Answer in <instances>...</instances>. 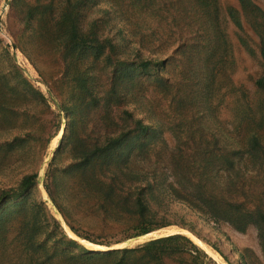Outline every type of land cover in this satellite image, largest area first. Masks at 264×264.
<instances>
[{"label": "rangeland", "instance_id": "374dc122", "mask_svg": "<svg viewBox=\"0 0 264 264\" xmlns=\"http://www.w3.org/2000/svg\"><path fill=\"white\" fill-rule=\"evenodd\" d=\"M202 3L0 0V91L15 111L3 120L8 131H0V264H65L61 247L88 257L174 234L202 249L174 240L183 248L177 264L180 257L192 259L187 264H264V156L255 158L264 153V0H210L228 36L227 58L195 106L182 90H164L166 78H180L188 46L206 33L211 18ZM239 33L253 41V53ZM59 34L86 45L61 49ZM67 60L94 74L100 87L92 95L65 81ZM76 102L84 103L80 112ZM70 120L73 128L63 132ZM198 180L214 194L207 202ZM112 190L120 198L143 195L135 214L154 229L134 236L132 212L105 207ZM54 218L77 243L60 229L53 239Z\"/></svg>", "mask_w": 264, "mask_h": 264}, {"label": "trees", "instance_id": "16d2710c", "mask_svg": "<svg viewBox=\"0 0 264 264\" xmlns=\"http://www.w3.org/2000/svg\"><path fill=\"white\" fill-rule=\"evenodd\" d=\"M202 8L203 12L207 14L211 19H208L207 25L203 28V30L206 32L205 34L201 35L199 39L196 41H193L191 45L188 46V52H187V58L182 61V67L183 71L180 73V78L178 80H173L170 76L169 78H166L165 82L169 81V84H166L165 90L168 91L169 88H173L176 91H183L186 93V95L189 97V101H192L195 106H198L199 104L205 102L206 98V92L207 88H209L210 84H212V81L215 79L216 74L219 71H222L223 63L225 62L227 58V51H226V44L224 43V40L228 36L222 35L220 23L218 20V14L213 9V6L210 5V0H202ZM138 30L136 33H134L135 37L137 39L142 40L141 37L138 38ZM213 36H212V35ZM259 36L261 37V44H262V51L261 54L264 57V32L259 31ZM142 37H144L145 40H148L147 37L142 33ZM66 36L64 34H59L58 37L54 40L57 42L58 46L63 48H69L72 45H77L76 42H65L64 39ZM91 42L94 39H90ZM239 40L241 43L247 48L248 53H253V49L250 46L249 43H253L249 37L245 36V33H239ZM213 43V44H212ZM94 43H91V45ZM86 45V43H79L77 46L79 47V50L83 48ZM209 45V48H208ZM214 50H211L213 49ZM146 49V48H145ZM140 51L139 49L137 50ZM79 52V51H78ZM35 61V60H34ZM36 62V61H35ZM37 63V62H36ZM41 73L42 69L38 65ZM173 71L175 70V67H173ZM172 73V72H171ZM204 73L205 75L199 77L198 75ZM62 75L65 78V81L67 83H72L73 87L76 90H79L82 93H86L88 95H92L94 93V87H100L99 83L97 82V79H93L94 74L88 73L85 69H82L79 65L78 60H67L65 61L63 67H62ZM194 75V77H193ZM119 81V80H118ZM118 81H116L117 84ZM257 85H262L263 78H258L256 80ZM1 87V83H0ZM181 87H184L183 89ZM0 94H3V91H0ZM229 95L233 97V92H229ZM3 95H0V131L7 132L8 128L6 125L3 124V120L10 116L12 112L9 110L8 106H5L2 104V98ZM77 106V112H80L83 109L84 103L83 102H76ZM91 103V102H90ZM96 111L98 113L107 112L109 110L108 106H96ZM109 113V112H108ZM128 114H131V112L128 111ZM110 119H112L113 124L117 125L119 124V121L115 118L113 115H109ZM244 121L247 123V128H250L253 124V117L246 114L243 115ZM132 122L135 124H138L136 118L133 117L131 119ZM74 123L70 120L67 126V130L70 127V130L73 128ZM245 128H238L237 132L240 133L241 131H244ZM66 130V131H67ZM113 130L106 133V139L105 142L110 141V138L112 136ZM52 136L48 137V140H51ZM260 140L257 138V145L259 144ZM200 146L198 144H195V152H200ZM264 156V153L262 155L255 156L256 159H260ZM200 189V192L203 196V201L207 202L209 201V197L213 196L214 194L211 193L205 186L203 180H198ZM143 195L136 193V196L132 199H128L126 197L120 198L114 197L113 190L112 192L109 191L105 197V207L110 203L111 206L118 207L122 210H130L132 212L131 218L128 220L129 226L128 229H132L133 235H141V234H147L150 231L154 229V227H148V221L145 218V215H139L135 214L136 212H142L144 209V201L145 198ZM126 203V204H125ZM146 203V201H145ZM40 204V203H35ZM42 205V203L40 204ZM131 214V213H130ZM66 217V215H65ZM214 218H219L218 215L214 214ZM68 218V217H67ZM160 225L170 224L171 222H166L164 220L159 221ZM69 223L72 227V229L79 235L83 236L84 238L95 241L92 239L86 232L79 231L71 220H69ZM51 236L55 240V235L58 234L59 230L61 233H63L64 240H66L65 235L68 237L64 229L62 228L60 222L57 220V218L53 219L51 224ZM249 222L241 225V228H249ZM36 235L38 237V233L36 232ZM46 235L49 237V231L46 232ZM181 237L189 239L192 241L188 236H184L182 234H174L167 237H162L155 239L151 242H149L145 246H141L138 248H123V249H117L113 250L111 252H102L97 253L90 256H77L73 253V251L67 247H61L63 251L66 250L65 259L63 260V263L65 264H173L176 262V253L181 252L183 248L177 246L173 243L174 240H177ZM261 244L263 248L264 253V225L261 226ZM69 244L77 243L75 240H69ZM110 243V242H106ZM193 243V241H192ZM193 247L199 248V246L195 243L192 244ZM70 247V245H69ZM59 250L58 247L55 248V252ZM200 251H202L201 248H199ZM68 253V255H67ZM56 254V253H55ZM57 255V254H56ZM189 260L188 258L180 257L179 263L180 264H187ZM250 264L249 262H247ZM37 264V263H36ZM57 264V263H53Z\"/></svg>", "mask_w": 264, "mask_h": 264}, {"label": "bare ground", "instance_id": "6f19581e", "mask_svg": "<svg viewBox=\"0 0 264 264\" xmlns=\"http://www.w3.org/2000/svg\"><path fill=\"white\" fill-rule=\"evenodd\" d=\"M65 128H67V122L64 123V127L62 128V131L64 132ZM64 135V134H63Z\"/></svg>", "mask_w": 264, "mask_h": 264}, {"label": "water", "instance_id": "95a60500", "mask_svg": "<svg viewBox=\"0 0 264 264\" xmlns=\"http://www.w3.org/2000/svg\"><path fill=\"white\" fill-rule=\"evenodd\" d=\"M66 129V128H65ZM64 132H65V130H64Z\"/></svg>", "mask_w": 264, "mask_h": 264}]
</instances>
